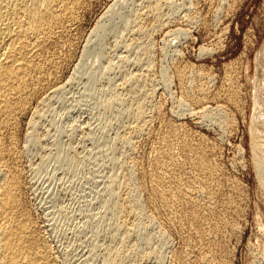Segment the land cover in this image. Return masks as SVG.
I'll return each mask as SVG.
<instances>
[{"label":"bare ground","instance_id":"6f19581e","mask_svg":"<svg viewBox=\"0 0 264 264\" xmlns=\"http://www.w3.org/2000/svg\"><path fill=\"white\" fill-rule=\"evenodd\" d=\"M94 1L0 0V264L57 263V256L40 233L27 203L22 158L44 146V137L39 134L40 122L49 112L53 114L52 100L63 87L60 74L77 47L75 29ZM141 3L143 8L131 18L120 13L119 3L108 6L95 21L75 67V73L95 71L98 68L96 62L104 56L99 46L103 37L109 30L116 31L119 27L122 31L129 30L130 37L122 45L126 54L118 57L116 64L126 67L127 61L132 60L131 63L139 68L133 72L126 70L124 76L128 78L108 99L100 101L107 109L123 107L122 116L128 121L123 132L108 143L110 151L117 156L101 199L99 224L92 227L97 238L102 236L101 245H104L99 264L163 262L161 246L158 249L149 245L156 236L149 231L151 225L157 228L162 243L176 235L189 246V249L182 247L171 253L169 264H211L213 259L206 256L205 247L214 245L219 252L224 250L223 237L220 241L216 236L227 224H231L232 229L236 227L234 222H229L230 218L220 215L217 198L223 185L229 183L236 188L235 192L238 187L234 181L223 179L222 168L215 158L218 154L216 144L201 133L191 131L184 122L164 119L161 104L152 100L156 78L150 71V37L151 33L166 26L161 15L164 2L142 0ZM113 19L117 24L110 22ZM181 29L169 27L165 33L176 34ZM261 64L259 68L264 74V62ZM112 69L113 63H109L106 71ZM204 71L192 63L178 61L174 64L173 77L177 79L181 93L177 103L188 106L189 115L196 114L194 116L198 115L202 121L209 117L210 122L225 130L230 127L227 109L222 104L212 106L208 103L211 97L218 96L229 106H239L240 88L234 82V75L226 73L224 87L211 94L208 84L212 76ZM171 77L172 74L161 73L165 85ZM255 78L258 75L255 74ZM92 91L93 86L86 93ZM263 98L260 96L259 101ZM253 102L257 108L261 105L256 98ZM254 116L250 119L251 157L258 182L264 188V112L259 118ZM260 121L261 128L258 127ZM139 139L149 141L141 160L130 154L138 151ZM57 148L60 156L56 158L61 163H74L75 155L67 143H59ZM233 200L229 198L226 209L236 205ZM136 238L138 243L134 242Z\"/></svg>","mask_w":264,"mask_h":264},{"label":"rangeland","instance_id":"374dc122","mask_svg":"<svg viewBox=\"0 0 264 264\" xmlns=\"http://www.w3.org/2000/svg\"><path fill=\"white\" fill-rule=\"evenodd\" d=\"M114 1L119 3L120 13L128 14L129 18L143 5L142 0L94 1L75 29L77 47L60 74L63 87L58 97L52 100L53 114L46 113L45 119L40 122L39 134L46 138H42L44 146L36 151L33 149L22 158L27 203L38 222L40 233L57 256L58 264H99L104 253L102 236L97 238L92 227L99 224L101 199L106 192L108 176L115 167L117 155L110 151L108 143L123 132L128 120L122 116L123 107L117 109L111 106L107 109L100 101L108 99L116 87L128 78L124 76L126 70L133 72L139 68L131 63L132 60L127 61L126 67L116 64L118 57L126 54L122 45L130 37L129 30L122 31L119 27L116 31L109 30L103 37L99 46L104 56L96 62L98 68L95 71L85 74L82 71L75 73V70L92 28L110 5L115 4ZM161 1L164 2L161 15L166 29L161 27L150 37V71L156 78L153 79L155 89H152V100L161 104L164 119L184 122L191 131L201 133L216 144L218 154L215 158L222 168L223 179L234 181L238 187L239 194L235 192L236 188L225 182L219 200L217 198L220 215L225 219L230 218L229 222H234L236 227L232 229L231 224L224 226L216 237L220 241L223 237L225 249L219 252L217 246L210 245L205 247L206 256L213 259L211 264H264V188L256 177L250 147L251 117L256 115L254 117L259 118L264 112L261 111L264 110V107L261 108L264 105V86H261L264 85V74L259 68L264 62V0ZM113 20L110 22L117 24V20ZM169 27H181L182 31L168 35L165 32ZM96 50L99 52L98 48ZM260 54H263V58H260ZM128 55L132 54L129 52ZM132 56L130 58L134 60ZM178 61L192 63L211 74L212 79L208 84L211 94L224 87L226 73L234 75V82L240 88V105L229 106L223 97L218 96L211 97L208 103L212 106L224 105L229 113V121H232L228 123L230 127L223 130L218 124L215 126L216 123L210 122L209 117L199 120L198 115H189L188 106L177 103L181 93L177 79L173 77V66ZM109 63H113V69L107 72ZM162 72L172 74L166 85L161 79ZM255 74L258 75L257 79ZM91 86L93 91L87 94ZM253 89L256 91L253 92ZM260 96L263 98L261 101ZM255 98L261 104L258 105L260 110L253 102ZM259 124L261 121L258 123L261 128ZM139 141L138 151L129 152L141 160L148 150L149 141ZM59 143H67L71 147L76 158L74 163H61L56 158L60 156L57 154ZM229 198H235L233 204L236 203L238 207L233 205V208L226 209ZM234 206L238 208L236 212L233 211ZM150 228L149 231L156 236L149 245L158 249L160 245L163 257V262L153 261L151 264H169L175 250L182 247L189 249L186 242L176 235H171L165 244L162 243L157 228L153 225ZM134 242L138 243L137 238Z\"/></svg>","mask_w":264,"mask_h":264}]
</instances>
